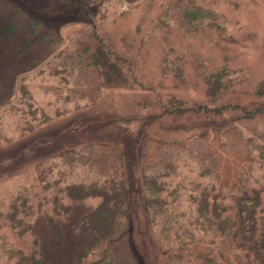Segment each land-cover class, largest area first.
Instances as JSON below:
<instances>
[{"label": "trees", "instance_id": "16d2710c", "mask_svg": "<svg viewBox=\"0 0 264 264\" xmlns=\"http://www.w3.org/2000/svg\"><path fill=\"white\" fill-rule=\"evenodd\" d=\"M192 9L183 12L184 29L195 30L196 18L206 16L214 42H228L217 13ZM27 19L39 29L37 19ZM36 38L51 54L48 75L67 88L75 109L125 83L126 59L95 33L86 36L87 45H65L59 33L46 30ZM202 66L207 104L161 96L155 113L174 122L202 120L200 131L179 139L139 132L127 150L104 140L74 142L42 156L35 163L40 193L17 191L0 213V228L22 237L40 216L48 238L33 239L27 251L5 246L0 264H145L132 241L134 221L156 248L153 264H264V80L249 91L234 70ZM18 90L13 109L22 129L47 123L24 84ZM4 140L0 131V144ZM87 199L96 205L76 211Z\"/></svg>", "mask_w": 264, "mask_h": 264}, {"label": "rangeland", "instance_id": "374dc122", "mask_svg": "<svg viewBox=\"0 0 264 264\" xmlns=\"http://www.w3.org/2000/svg\"><path fill=\"white\" fill-rule=\"evenodd\" d=\"M41 3L48 7L37 10ZM192 6L217 13L228 42H214L216 33L206 27V16L196 18L195 30L184 29L183 12L196 11ZM29 16L40 22L39 29ZM45 30L59 33L69 46L87 45L86 36L95 33L126 59L125 83L109 85L93 104L79 101L75 109L67 88L46 71L51 54L36 38ZM204 64L207 70H234L245 90L259 87L264 80V0H0V131L5 138L0 144V213L17 191L40 193L35 163L69 144L104 140L127 150L139 132L179 139L200 131L206 125L202 120L174 122L155 113L161 96L207 104L198 74ZM21 83L50 118L32 131L22 129L13 109ZM195 175L188 172L190 179ZM96 203L87 199L75 210L87 211ZM35 217L22 237L0 228V263L5 246L27 251L33 239L41 244L48 238L46 224ZM132 237L144 263L153 264L156 248L137 221Z\"/></svg>", "mask_w": 264, "mask_h": 264}]
</instances>
